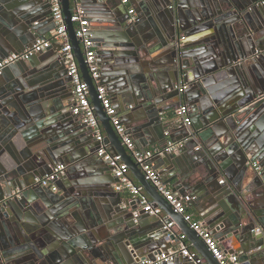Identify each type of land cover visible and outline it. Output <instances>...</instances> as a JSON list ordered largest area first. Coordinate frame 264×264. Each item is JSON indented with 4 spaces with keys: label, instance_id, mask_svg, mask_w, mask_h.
Wrapping results in <instances>:
<instances>
[{
    "label": "water",
    "instance_id": "obj_1",
    "mask_svg": "<svg viewBox=\"0 0 264 264\" xmlns=\"http://www.w3.org/2000/svg\"><path fill=\"white\" fill-rule=\"evenodd\" d=\"M88 1L76 3L91 13L95 56L106 71L102 84L116 107L133 103L145 110L134 126L125 121L127 131L139 145L185 140L177 152L155 157L168 166L162 178L177 195L190 191L204 224L218 243L232 242L240 264L264 262V0H141L133 21L125 7L115 13L113 0ZM61 6L104 142L165 216H150L138 200L123 208L112 186L117 179L95 159L100 143L70 114L73 85L58 44L55 56L46 55L49 48L0 75V264H139L179 249L170 222L196 258L178 253L161 264H219L121 143L75 36L73 1L61 0ZM48 17L50 0H0V60L43 38ZM222 80L233 83L234 94L221 93ZM180 82L188 84L181 92L175 88ZM183 101L190 127L178 123L175 112L163 122L165 109ZM61 163L65 175L55 181L57 191L37 182ZM245 193L260 197L259 210Z\"/></svg>",
    "mask_w": 264,
    "mask_h": 264
},
{
    "label": "built area",
    "instance_id": "obj_2",
    "mask_svg": "<svg viewBox=\"0 0 264 264\" xmlns=\"http://www.w3.org/2000/svg\"><path fill=\"white\" fill-rule=\"evenodd\" d=\"M72 15L71 22L75 27V36L80 41V45L84 51L85 63L87 65L91 79L95 85L97 99L103 106L106 115L110 118V122L121 140V143L127 150L128 154L139 166L143 172L144 177L148 180L155 189L164 197V199L172 206L176 213H180L184 216L185 221L189 224L196 234L204 241L208 250L216 258L219 264H240L239 256L236 253H229L224 251L215 237L211 234L209 228L201 220H194L192 216L186 213V204L192 199V196L177 195L172 189L163 182L160 173L156 169L153 159L158 156H162L165 153H172L178 150L184 145L185 140L177 142L168 141L165 146H157L149 149H140L137 147L135 141L127 131L125 125L121 122L117 109L113 104L106 87L101 82V69L95 56V42L89 35V21L85 16V11L82 5L77 4V0H72ZM122 4H128L129 0H120ZM51 3V15L54 22V29L51 38H38L30 47L25 48L18 53H11L7 57L0 60V75H2L4 69L9 65L30 58L34 54H38L48 50L53 42L61 44L60 52L68 62V74L71 76L73 85V98L74 104L71 108V113L81 123L86 124L92 131L94 138L100 145L97 148L96 154L111 168L114 177L117 179L114 189L118 192H128L133 200H138L140 208L149 214L150 216H161L162 209L154 205L149 196L144 192L143 187L138 184L130 174L128 165L123 161L121 155L115 151H109L107 149V143L104 142V136L102 126L95 113L94 107L90 101V93L87 83L83 80L79 71V67L75 58V54L72 49L71 42L69 41L66 24L62 12L61 0H50ZM127 12L130 16L129 21L135 19V12L133 7H128ZM187 83L180 82L175 86L178 91H183L187 88ZM176 121L181 123L184 127L189 128L191 125L190 108L186 104L179 105L175 110ZM201 146H196L198 150ZM64 164H57L52 167L51 171L41 178L37 179V182L41 186L51 187L52 191H57L54 185L55 181L64 174ZM254 167L258 170V166L254 163ZM224 180H220L223 183ZM174 222H170L167 227H174ZM256 228V231H259ZM180 239V247L177 250H172L167 254L161 253L151 259H145L139 264H161L163 261H171L174 257L180 253L182 256H186L189 259L196 258L195 251L190 249V243L186 240L185 235L178 232ZM196 264H201V259L195 261Z\"/></svg>",
    "mask_w": 264,
    "mask_h": 264
},
{
    "label": "crops",
    "instance_id": "obj_3",
    "mask_svg": "<svg viewBox=\"0 0 264 264\" xmlns=\"http://www.w3.org/2000/svg\"><path fill=\"white\" fill-rule=\"evenodd\" d=\"M131 2H132V0H129V3L128 4H122L121 2H120V0H113V3H115V7H114V11H115V13H117V14H119V12L120 11H123V8L125 7V8H128L129 6L130 7H133V8H137L138 7V5L140 4L139 2H141V0H133V3L131 4ZM90 3H92L90 0L88 1V3H87V5L88 4H90ZM85 7H87V5L86 4H83ZM88 6H90V5H88ZM46 8H47V3H46ZM89 8V7H88ZM112 9H113V6H112ZM90 12L87 14L86 13V11H85V16H86V18L88 19V21H89V35L91 36L92 34H94V31H92L91 30V28H93V26L94 25H92V21H91V16H90ZM156 20V22L159 24V20H158V18H156L155 19ZM43 23H42V27H41V30H42V33L44 34L43 36H44V38H51L52 37V32H53V29H54V27H55V25H54V22L51 20V18H45V20L44 21H42ZM58 53V43L57 42H53V44L51 45V47H50V49L47 51V56L49 57V56H51V57H53V56H55L56 54ZM98 61V60H97ZM98 63H99V61H98ZM100 64V69L101 68H105V66H103L101 63H99ZM101 72L102 73H105L104 71H102L101 70ZM2 77H4V76H2ZM102 78H103V76H101V80H102ZM104 80H106L105 78H103ZM225 81H223L222 80V82H220L219 81V84H223L221 87H220V90H221V93H224V92H227V93H235L234 91H236V87H233L232 86V84L233 83H231V84H229V83H224ZM105 87H106V85H104ZM73 88V87H72ZM106 89H107V87H106ZM235 89V90H234ZM227 90H229V92L227 91ZM233 94H231V97H233ZM67 98H68V102H69V104H70V114L72 115V117L75 119L76 117L75 116H73V114L71 113V108H72V106H73V104H74V98H73V89H71V91L67 94ZM230 97V98H231ZM111 98V97H110ZM111 100H112V98H111ZM112 102H113V104L115 105L116 103H117V101H114V100H112ZM185 102L183 101V103H181V104H184ZM180 104V105H181ZM115 107H116V105H115ZM116 109H117V112H118V115H119V117H120V119H121V122L125 125V121L127 120V122L129 123V122H132V126H134L135 124H137V123H139L138 121V119H140V118H142V117H144V115H145V110L144 109H142L141 107H139V106H135L133 103H130V104H128V103H121V105H120V107H116ZM174 110L175 109H165V111L161 114V117H162V120H163V122H169V121H171L172 119H173V113H174ZM125 127H126V125H125ZM103 129V128H102ZM103 133H104V130H103ZM105 134V133H104ZM129 134L131 135V137L133 138V140L135 141V143H136V145H137V147L138 148H142V149H149V148H154V147H157V146H159V145H157V144H155V145H149L146 141V143H144L143 145H139L138 143H137V141H136V139L134 138V136H133V133H130L129 132ZM180 134L181 133H179V132H177V133H174V138H177V137H179L180 136ZM90 135L94 138V136L92 135V133H90ZM149 135H150V133H149ZM150 136H152L153 138H155L154 137V135L151 133V135ZM94 140V143H95V145H96V140H95V138L93 139ZM107 149L109 150V151H113V148H112V146L109 144V143H107ZM198 146H201L199 143L197 144ZM196 145V146H197ZM195 146V147H196ZM195 147H194V150H196L195 149ZM175 152H177V150L175 151ZM95 159L96 160H98V159H101L100 157H98V155L95 153ZM106 163V162H105ZM153 163H154V165H155V167H156V169L158 170V172L159 173H161V172H164L165 170H166V168H168V166H167V164H165V163H163V162H161V160H158V159H156V158H154L153 159ZM108 165V164H107ZM109 167V166H108ZM109 169H110V172H111V175H109L108 176V178H110V180H114V175H113V173H112V170H111V168L109 167ZM64 175L65 174H63L62 176L64 177ZM160 176H161V178H162V175L160 174ZM162 180H163V182L165 183V184H167L171 189H172V185H170V184H168L166 181H167V179L166 178H162ZM220 180H225V177L224 176H221L220 178H219V183H220ZM115 181V180H114ZM67 182V179H63V183L65 184ZM116 184V181L114 182V184L112 185L113 187H114V185ZM66 185V184H65ZM245 191V190H244ZM243 191V192H244ZM116 192V191H115ZM120 193V198H121V202H122V204H123V208H125L124 206L126 205V204H132V202H134V200L132 199V197H131V195L128 193V192H126V191H121V192H119ZM185 194H188V195H190V196H192L191 195V193H190V191H187ZM184 194V195H185ZM245 195H247L246 193H245ZM247 197H248V200H249V202H250V204L253 206V208L255 209V210H259L260 209V207H261V199H260V197H257V196H255V195H247ZM263 200L264 199H262V202H263ZM263 204V203H262ZM199 206H200V203L198 202V201H194L193 200V198L186 204V213L187 214H189L190 216H192V218H194V219H197V220H201L202 221V219H201V217H200V214H199V211H198V208H199ZM161 216H165V212H163L162 211V213H161ZM116 220H118V219H116ZM256 228H259V226H257ZM173 230L174 231H176V232H179V227H178V225H175L174 227H173ZM59 231H60V229H59ZM260 231V230H259ZM212 232V231H211ZM219 245H220V247L224 250V251H226V252H229V253H231V252H233V246H232V242L231 241H228V239L227 240H225V241H223V242H220L219 243ZM190 249H191V247H190ZM192 250L194 251V249L192 248ZM172 251V249L171 250H169L168 252H171ZM257 264H259V263H257ZM260 264H264V262H261Z\"/></svg>",
    "mask_w": 264,
    "mask_h": 264
},
{
    "label": "trees",
    "instance_id": "obj_4",
    "mask_svg": "<svg viewBox=\"0 0 264 264\" xmlns=\"http://www.w3.org/2000/svg\"><path fill=\"white\" fill-rule=\"evenodd\" d=\"M194 219V218H193ZM194 220H197V219H194ZM191 250H192V248H191ZM193 251V250H192Z\"/></svg>",
    "mask_w": 264,
    "mask_h": 264
}]
</instances>
